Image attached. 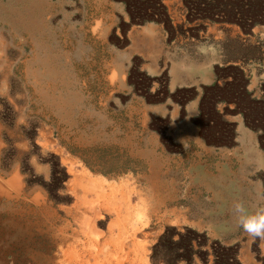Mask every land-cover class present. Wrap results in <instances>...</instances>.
<instances>
[{"label":"rangeland","instance_id":"1","mask_svg":"<svg viewBox=\"0 0 264 264\" xmlns=\"http://www.w3.org/2000/svg\"><path fill=\"white\" fill-rule=\"evenodd\" d=\"M237 204L264 0H0V264H264Z\"/></svg>","mask_w":264,"mask_h":264},{"label":"clouds","instance_id":"2","mask_svg":"<svg viewBox=\"0 0 264 264\" xmlns=\"http://www.w3.org/2000/svg\"><path fill=\"white\" fill-rule=\"evenodd\" d=\"M235 210L238 213V223L253 237L264 239V208L249 214L242 205L237 204Z\"/></svg>","mask_w":264,"mask_h":264},{"label":"crops","instance_id":"3","mask_svg":"<svg viewBox=\"0 0 264 264\" xmlns=\"http://www.w3.org/2000/svg\"><path fill=\"white\" fill-rule=\"evenodd\" d=\"M234 66V63H229V64H225V65H220L219 66V71H228L230 68H231V66Z\"/></svg>","mask_w":264,"mask_h":264},{"label":"trees","instance_id":"4","mask_svg":"<svg viewBox=\"0 0 264 264\" xmlns=\"http://www.w3.org/2000/svg\"><path fill=\"white\" fill-rule=\"evenodd\" d=\"M190 249H191V250L193 249V245H192V244H190Z\"/></svg>","mask_w":264,"mask_h":264}]
</instances>
